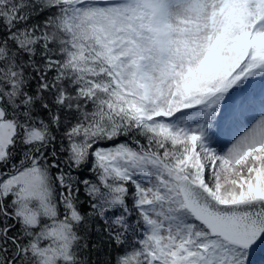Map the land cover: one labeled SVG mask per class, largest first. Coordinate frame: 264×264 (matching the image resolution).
I'll use <instances>...</instances> for the list:
<instances>
[{"label": "snow or ice", "instance_id": "obj_1", "mask_svg": "<svg viewBox=\"0 0 264 264\" xmlns=\"http://www.w3.org/2000/svg\"><path fill=\"white\" fill-rule=\"evenodd\" d=\"M259 80L264 0H0V264H264Z\"/></svg>", "mask_w": 264, "mask_h": 264}, {"label": "trees", "instance_id": "obj_2", "mask_svg": "<svg viewBox=\"0 0 264 264\" xmlns=\"http://www.w3.org/2000/svg\"><path fill=\"white\" fill-rule=\"evenodd\" d=\"M252 90L257 93L264 92V80H259L257 83L253 84L251 86ZM259 106V105H257ZM219 147V146H218ZM261 259V255H258L256 257L257 262H259Z\"/></svg>", "mask_w": 264, "mask_h": 264}]
</instances>
